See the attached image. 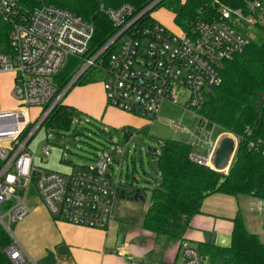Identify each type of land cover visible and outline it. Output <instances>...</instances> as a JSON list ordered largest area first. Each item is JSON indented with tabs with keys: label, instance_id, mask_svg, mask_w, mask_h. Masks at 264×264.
<instances>
[{
	"label": "built area",
	"instance_id": "built-area-1",
	"mask_svg": "<svg viewBox=\"0 0 264 264\" xmlns=\"http://www.w3.org/2000/svg\"><path fill=\"white\" fill-rule=\"evenodd\" d=\"M31 1L37 3L33 9L27 0H0V17L11 26L13 49L10 55L0 54V75H13L12 96L19 107L0 111V227L13 237L12 227L28 217V201L37 197L55 220L105 230L114 221L117 199L134 194L133 187L114 177L111 154L103 152L95 166L62 174L38 166L29 149L45 115L62 100L61 96L55 100L54 78L69 58L85 59L95 26L44 0ZM210 2V10L186 30L179 28L178 34L158 23H142L146 11L155 3L140 14L129 4L118 9L102 8L116 34L96 56L86 60L83 69L101 66V55L112 50L107 78L102 82L109 107L155 120L167 102L205 120L201 112L208 96L223 83V64L251 45L258 36L253 30L258 32L264 22L262 0ZM33 109L40 111L36 120H41L22 139L33 123L28 120ZM176 129L186 132L178 126ZM202 134L198 131L194 137ZM129 142L120 143L122 157ZM217 150L218 142L209 141L205 155L192 153L190 159L215 170ZM43 153L49 157L50 148L44 147ZM46 163L43 160V165ZM32 188L35 196L30 194ZM6 253L13 264H26L16 242ZM114 253L119 257L128 254L124 247ZM181 259V264L205 262L198 249L189 246L182 248Z\"/></svg>",
	"mask_w": 264,
	"mask_h": 264
},
{
	"label": "trees",
	"instance_id": "trees-1",
	"mask_svg": "<svg viewBox=\"0 0 264 264\" xmlns=\"http://www.w3.org/2000/svg\"><path fill=\"white\" fill-rule=\"evenodd\" d=\"M27 1L32 9L37 6V3ZM156 1L44 0L45 4L70 11L95 26V35L85 59L69 58L54 78L55 100L81 72L86 60L96 56L116 34L102 8L118 9L129 4L140 14ZM159 6L174 15L178 28L186 30L189 24L210 10L211 2L163 0L155 8ZM142 23L154 25L157 22L149 12L142 18ZM10 32L11 26L0 17V54L13 53ZM111 52L108 50L103 53L98 61L101 66L90 68L73 87L102 83L107 78ZM221 75L223 83L208 96L201 115L238 140L232 165L228 172L199 166L190 159L192 145L177 140L162 141L160 156L149 152L157 157L158 185L152 192L143 229L157 237L180 240L189 221L202 213L204 201L215 194L234 198L253 197L264 202V22L259 26L258 36L251 45L242 54L223 64ZM48 109L49 106L41 118ZM76 117L77 110L65 105L62 98L39 130L44 127L57 131L68 130ZM41 118L27 128L22 139L34 130ZM148 129L128 127L119 131V134L125 142L134 135H148ZM232 221L231 245L222 247L200 243L197 249L201 256L209 259L210 264H264V243L256 234L248 231L242 213L239 212ZM12 244V237L0 227V264H13L6 253Z\"/></svg>",
	"mask_w": 264,
	"mask_h": 264
},
{
	"label": "crops",
	"instance_id": "crops-1",
	"mask_svg": "<svg viewBox=\"0 0 264 264\" xmlns=\"http://www.w3.org/2000/svg\"><path fill=\"white\" fill-rule=\"evenodd\" d=\"M0 77L10 78L13 87V75ZM63 102L100 119L108 130L119 133L123 128L133 127L134 117L108 106L101 83L72 87L63 97ZM13 110L16 109L2 111ZM226 138L233 139L238 145L233 135L223 131L213 142H218L219 147ZM36 161L38 166H43ZM46 164L47 168L50 167H44L48 171L62 174L76 171L62 165V162L49 166L47 161ZM30 209L28 217L14 225L13 235L26 264H181L184 246L197 248L200 243H211L229 247L231 244L227 245V242L232 241V220L239 212L243 214L248 231L264 240V202L253 197L234 198L222 194L208 197L202 213L189 221L178 241L157 237L145 231L142 225L140 229L127 232L121 242V225L115 219L107 229L95 230L55 220L42 203ZM123 247L128 254L117 256L115 249Z\"/></svg>",
	"mask_w": 264,
	"mask_h": 264
},
{
	"label": "rangeland",
	"instance_id": "rangeland-1",
	"mask_svg": "<svg viewBox=\"0 0 264 264\" xmlns=\"http://www.w3.org/2000/svg\"><path fill=\"white\" fill-rule=\"evenodd\" d=\"M150 16L169 31L179 33V28L174 22V15L163 6L151 11ZM253 34H258V32L253 30ZM13 88L14 85L11 86L10 78L0 77V111L19 108L17 101L12 96ZM39 114V110H30L28 120L34 122ZM132 126L134 129L148 127L149 133L146 136L129 137L130 142L123 157L121 155L123 148L120 144L123 143L121 135L116 130H108L100 119H95L78 110L71 128L57 131L44 127L37 132L29 144V149L39 164L43 165V160L48 161L49 166L55 162L58 164L62 162V165L76 171L82 167L95 166L101 160L103 152L111 154L114 159V177L116 179L120 177L128 187H133V191L140 189L144 199L143 202L133 201L135 193L117 199L114 207V219L121 225L119 238L121 242L125 240L127 232L142 227L145 214L151 204V195L158 178V167L157 157L151 155L148 150H157V156H160L162 141L177 140L191 144L193 153L203 156L206 154L208 142H213L222 132L219 127L207 120L203 121L194 112L167 102L160 108L157 119L147 120L134 117ZM176 126L186 129V132L177 130ZM198 131H202L204 134L195 138L194 134ZM116 145H120V147L117 148ZM44 147L50 148L49 157L44 155ZM43 167L47 168V164H44ZM40 203V199L35 197L29 199L28 206L33 208ZM243 213H245L244 209ZM14 232L15 226L12 227L13 235ZM12 239L14 240V237ZM260 241L263 243L264 240L260 239ZM231 242V240L227 242V245H230ZM204 264H210V260L206 259Z\"/></svg>",
	"mask_w": 264,
	"mask_h": 264
},
{
	"label": "water",
	"instance_id": "water-1",
	"mask_svg": "<svg viewBox=\"0 0 264 264\" xmlns=\"http://www.w3.org/2000/svg\"><path fill=\"white\" fill-rule=\"evenodd\" d=\"M163 0H158L154 6H152L151 8H149L146 13H149L151 11H153V9L162 2ZM88 67L84 68L83 70H81V72L74 78V80L70 83V85L68 86V88L63 92V94L61 95V99L65 96V94L75 85V83L87 72ZM58 104V102L55 104V106L51 109V111H49L44 119L43 122L46 120V118L50 115V113L53 111V109L56 107V105ZM43 122L41 123V125L43 124ZM8 145V144H6ZM237 150V145L235 143V141L231 138H226L225 140H223L220 144V146L218 147V150L216 152V156H215V160H214V168L216 171L218 172H225L226 170L229 169L231 162L235 156ZM149 152L153 153V154H157L158 151L157 150H153V149H149ZM155 185H158V182H155ZM134 197L132 198L133 201L136 202H143L144 199L142 197V191L140 189L134 190ZM30 194L32 196H35L36 192L35 189L32 188ZM121 198H125L124 194L121 196ZM203 260L205 261L206 258H203Z\"/></svg>",
	"mask_w": 264,
	"mask_h": 264
}]
</instances>
